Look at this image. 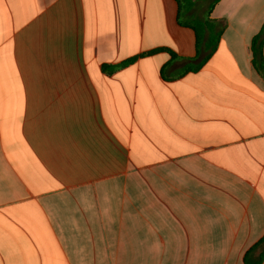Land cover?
<instances>
[{
  "label": "crops",
  "instance_id": "0c3cea01",
  "mask_svg": "<svg viewBox=\"0 0 264 264\" xmlns=\"http://www.w3.org/2000/svg\"><path fill=\"white\" fill-rule=\"evenodd\" d=\"M178 15L0 0V264H244L264 237V0H218L208 58Z\"/></svg>",
  "mask_w": 264,
  "mask_h": 264
},
{
  "label": "trees",
  "instance_id": "16d2710c",
  "mask_svg": "<svg viewBox=\"0 0 264 264\" xmlns=\"http://www.w3.org/2000/svg\"><path fill=\"white\" fill-rule=\"evenodd\" d=\"M179 4V15L178 21L182 25L190 27L194 30L196 34L197 46H204L207 51L208 58L218 47L220 36L223 29L222 21L211 20L209 18L210 12L214 5L218 2V0H211L209 3V8L207 15L204 18H190L188 20H183V15L187 13L194 5L192 0H177ZM263 45H264V25L261 29V32L257 34L252 40V50L254 55L253 64L255 69L260 72L264 77V56H263ZM168 51L173 54L170 50L161 48L159 51ZM158 51V50H157ZM150 54V53H149ZM174 55V54H173ZM137 60V57L131 58L121 64L113 65V66H104V70L108 73H112L117 69L126 67ZM206 60V59H205ZM205 60L198 64L195 67L188 68L189 70H196L201 67ZM264 246V237L255 244L252 248H250L244 257V264H262L264 260V250H261L258 254L256 252Z\"/></svg>",
  "mask_w": 264,
  "mask_h": 264
},
{
  "label": "rangeland",
  "instance_id": "374dc122",
  "mask_svg": "<svg viewBox=\"0 0 264 264\" xmlns=\"http://www.w3.org/2000/svg\"><path fill=\"white\" fill-rule=\"evenodd\" d=\"M209 2H210V0H202V3H201V11L206 10V7L208 6Z\"/></svg>",
  "mask_w": 264,
  "mask_h": 264
}]
</instances>
